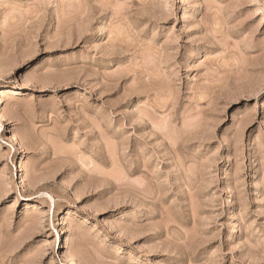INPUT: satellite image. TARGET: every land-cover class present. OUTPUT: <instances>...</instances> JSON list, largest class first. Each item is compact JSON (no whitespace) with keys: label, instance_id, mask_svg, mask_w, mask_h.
Instances as JSON below:
<instances>
[{"label":"rangeland","instance_id":"rangeland-1","mask_svg":"<svg viewBox=\"0 0 264 264\" xmlns=\"http://www.w3.org/2000/svg\"><path fill=\"white\" fill-rule=\"evenodd\" d=\"M0 264H264V0H0Z\"/></svg>","mask_w":264,"mask_h":264},{"label":"bare ground","instance_id":"bare-ground-1","mask_svg":"<svg viewBox=\"0 0 264 264\" xmlns=\"http://www.w3.org/2000/svg\"><path fill=\"white\" fill-rule=\"evenodd\" d=\"M99 29L100 30H98V31H99L100 34H102L103 32H105V30H106L103 25H100ZM233 231H234L233 229L230 231V233H229L230 236H231V232H233Z\"/></svg>","mask_w":264,"mask_h":264}]
</instances>
